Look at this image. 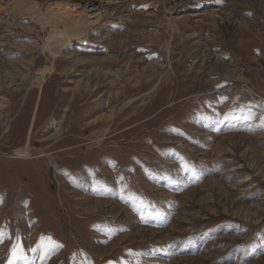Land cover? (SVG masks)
Returning <instances> with one entry per match:
<instances>
[{"label": "rangeland", "instance_id": "rangeland-1", "mask_svg": "<svg viewBox=\"0 0 264 264\" xmlns=\"http://www.w3.org/2000/svg\"><path fill=\"white\" fill-rule=\"evenodd\" d=\"M56 1L0 0V264H264V0Z\"/></svg>", "mask_w": 264, "mask_h": 264}, {"label": "bare ground", "instance_id": "bare-ground-1", "mask_svg": "<svg viewBox=\"0 0 264 264\" xmlns=\"http://www.w3.org/2000/svg\"><path fill=\"white\" fill-rule=\"evenodd\" d=\"M68 3L65 1L59 0V1L52 2L51 4H49L48 7L46 8L45 12H40L38 10L39 12L35 14V11L33 10V14H32V12L30 13V15H32V16L35 15L34 18L38 17L40 23H42V24L45 23L46 20L44 18H46L47 21H49L52 25L50 31L51 32L57 31V33L59 35L57 37V45L58 46H56V50H55L57 53L61 52V46H60L61 41L62 42L66 41V40H68V38L70 40V38L75 37V36L79 37L82 33L86 34L88 32L89 27H90L89 25H91L92 21L94 19L97 20L99 18V14L95 15L94 19H89L87 17L82 16L81 14H77L76 10H74ZM27 5L25 7H28ZM31 8H34V6L31 5ZM88 17H91V16H88ZM43 49H46V47H43ZM13 64H14V62H13ZM15 68H16V65H15ZM48 69H50V68H48ZM39 73L40 74L36 75V77L34 79H35V82L37 83V85L40 86L42 83V80H43L44 69H40ZM8 74L10 77H13L14 73H13V71H11ZM100 74H101L100 72H88L86 74V76H87V79L92 78L95 80H99ZM87 82H89V80H87L86 83ZM14 153L18 157H23V158H27L30 156L29 150L26 148H21L20 150H15Z\"/></svg>", "mask_w": 264, "mask_h": 264}, {"label": "snow or ice", "instance_id": "snow-or-ice-1", "mask_svg": "<svg viewBox=\"0 0 264 264\" xmlns=\"http://www.w3.org/2000/svg\"><path fill=\"white\" fill-rule=\"evenodd\" d=\"M49 243L54 244V242L51 241V238H49ZM18 259H24V256L22 254V251H18V248L13 249V259L9 262V264H15V261Z\"/></svg>", "mask_w": 264, "mask_h": 264}]
</instances>
